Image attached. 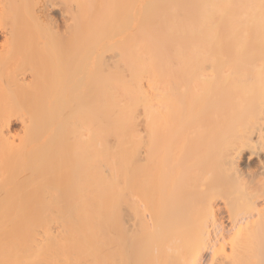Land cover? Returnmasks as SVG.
Listing matches in <instances>:
<instances>
[{
    "label": "bare ground",
    "instance_id": "6f19581e",
    "mask_svg": "<svg viewBox=\"0 0 264 264\" xmlns=\"http://www.w3.org/2000/svg\"><path fill=\"white\" fill-rule=\"evenodd\" d=\"M0 264H264V0H0Z\"/></svg>",
    "mask_w": 264,
    "mask_h": 264
},
{
    "label": "rangeland",
    "instance_id": "374dc122",
    "mask_svg": "<svg viewBox=\"0 0 264 264\" xmlns=\"http://www.w3.org/2000/svg\"><path fill=\"white\" fill-rule=\"evenodd\" d=\"M44 8V7H43ZM51 9V8H50ZM53 9V8H52ZM51 9V11L53 12V13H51V11L49 10V12L51 13V14H49V15H47L48 17L49 16H51V15H53V17H54V19H55V21H58V22H60V20L62 19L60 16H61V13L59 12L60 11V8H55V10H52ZM56 9H59V11L58 10H56ZM52 17V16H51ZM51 17H49V18H51ZM44 18H46V16H44ZM61 23V22H60Z\"/></svg>",
    "mask_w": 264,
    "mask_h": 264
}]
</instances>
